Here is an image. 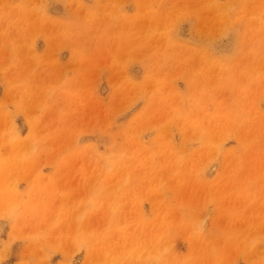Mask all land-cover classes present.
Returning <instances> with one entry per match:
<instances>
[{"label":"rangeland","instance_id":"obj_1","mask_svg":"<svg viewBox=\"0 0 264 264\" xmlns=\"http://www.w3.org/2000/svg\"><path fill=\"white\" fill-rule=\"evenodd\" d=\"M0 264H264V0H0Z\"/></svg>","mask_w":264,"mask_h":264}]
</instances>
